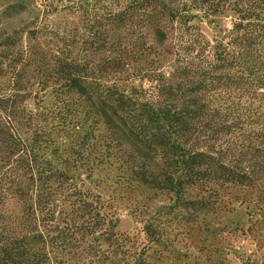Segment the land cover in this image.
I'll return each instance as SVG.
<instances>
[{
  "label": "trees",
  "instance_id": "1",
  "mask_svg": "<svg viewBox=\"0 0 264 264\" xmlns=\"http://www.w3.org/2000/svg\"><path fill=\"white\" fill-rule=\"evenodd\" d=\"M1 11L0 28L30 18L0 33V264H148L149 240L118 233L115 197L95 190L115 183L112 168L169 210L238 205L264 224V0ZM224 11L229 25L205 36L201 19Z\"/></svg>",
  "mask_w": 264,
  "mask_h": 264
},
{
  "label": "rangeland",
  "instance_id": "2",
  "mask_svg": "<svg viewBox=\"0 0 264 264\" xmlns=\"http://www.w3.org/2000/svg\"><path fill=\"white\" fill-rule=\"evenodd\" d=\"M14 1L0 0V16L1 10ZM229 14L227 11L216 13L213 22L201 19L199 27L203 34L208 38L222 34L220 28L230 23ZM51 17L57 27L69 20L62 14ZM29 18L30 15L22 14L3 21L0 33L10 32ZM97 143H103L101 136ZM117 154L130 159L123 151ZM110 160L116 161V158L110 157ZM112 170L115 183L96 188L92 179L85 177V185L115 197L116 230L134 237L140 244L149 240L144 251L148 264H264V224H255L244 207L235 205L198 215H188L179 207L169 210L167 206L173 203L168 196L129 183L124 171ZM101 174L96 170L92 178ZM145 222L152 224L147 233L153 239L142 232Z\"/></svg>",
  "mask_w": 264,
  "mask_h": 264
}]
</instances>
